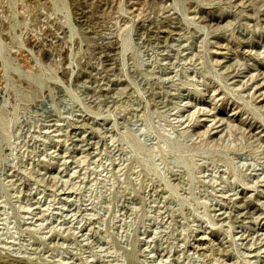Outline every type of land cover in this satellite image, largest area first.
<instances>
[{
  "label": "rangeland",
  "instance_id": "374dc122",
  "mask_svg": "<svg viewBox=\"0 0 264 264\" xmlns=\"http://www.w3.org/2000/svg\"><path fill=\"white\" fill-rule=\"evenodd\" d=\"M0 264H264V0H0Z\"/></svg>",
  "mask_w": 264,
  "mask_h": 264
},
{
  "label": "bare ground",
  "instance_id": "6f19581e",
  "mask_svg": "<svg viewBox=\"0 0 264 264\" xmlns=\"http://www.w3.org/2000/svg\"><path fill=\"white\" fill-rule=\"evenodd\" d=\"M241 209L243 210V207Z\"/></svg>",
  "mask_w": 264,
  "mask_h": 264
}]
</instances>
